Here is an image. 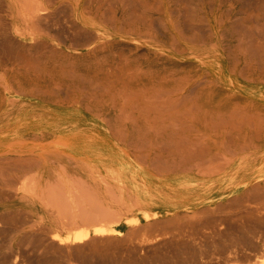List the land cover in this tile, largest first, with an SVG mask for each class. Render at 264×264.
Returning <instances> with one entry per match:
<instances>
[{
    "label": "bare ground",
    "instance_id": "6f19581e",
    "mask_svg": "<svg viewBox=\"0 0 264 264\" xmlns=\"http://www.w3.org/2000/svg\"><path fill=\"white\" fill-rule=\"evenodd\" d=\"M260 1L236 17L220 0H0V264H264ZM117 150L168 160L177 183L88 194L113 186ZM201 189L245 198L196 211Z\"/></svg>",
    "mask_w": 264,
    "mask_h": 264
},
{
    "label": "rangeland",
    "instance_id": "374dc122",
    "mask_svg": "<svg viewBox=\"0 0 264 264\" xmlns=\"http://www.w3.org/2000/svg\"><path fill=\"white\" fill-rule=\"evenodd\" d=\"M184 1L183 0L182 1L179 0V4H178L179 5V8L180 9L182 8V10H181L182 12L185 11V10H188V12H191L192 11V7L195 6V3H203V2H207L208 0H186L187 2L186 1L184 2ZM220 2L224 5L223 6V9L227 10L230 15H234L236 17H238V15L239 16H242V17H246V16L248 17V15L252 11L255 10V8H254L255 6H246L245 0H243V1L242 0H220ZM260 2H264V0H262ZM186 3H188V4H186ZM182 6L185 7V8H183ZM187 6L189 7V9H188ZM245 6H246V8H245ZM228 9H230V10H228ZM241 9H242V11H241ZM257 12H259V10H257L256 13ZM261 15H262V13H261ZM54 16H53L54 19L57 18L56 15H54ZM246 24L247 25H250L251 22L250 21H247ZM0 27H1V24H0ZM0 33H1V30H0ZM0 52H1L0 59H1L2 56H3L2 59H5V60H2L1 59L0 64L8 65V64L11 63L10 61H13V60H8V58L5 57V54L3 53L4 51L2 52V50H0ZM158 121H160V123L162 124V127H163V130L162 131H164V133H166V131H171L172 130V127L173 126L171 125L172 127H170L169 125H167V124H170L171 122L173 123V121H172V119H171L170 116L162 115L158 119ZM132 128L133 127H131L129 125V129L132 130ZM164 128H165V130H164ZM190 132L191 131H186V135H188V137H191L190 134H189ZM186 146L192 147L191 145L190 146L189 145H186ZM171 152H170L169 155L175 154V153H178V155H180L179 153H183L185 151L182 150V152H174V151H171ZM212 152L213 151L208 150L205 153L207 154V156H210V154ZM160 153L163 154V155L161 154V156H164V155L168 154L166 150H161ZM152 161H153V163H155V161L157 163L152 164V166H151ZM158 161H160L161 164H162V162H164V165L163 164L162 165H160V164L158 165V166H160L162 168L165 166V163L166 162L168 163V160L167 161H163V160L147 159L144 162V161H140V160H134L133 158L131 160H129L127 158L125 159L124 157L121 156V152L119 150H117V152H116V159L111 164V169H113L114 173L116 174V179L114 180L113 186L111 188H109L108 190H105V189H93V191H90L88 194H132L133 195V193H134L133 191H135L134 185L135 186L138 185L139 187L143 188L144 186L146 187L148 185L157 186V187H161V186L169 187V186H172V185L176 184L177 181H178V179H168L169 177H166V175L168 173H166V172L163 173V169L162 168H158V166L156 165V164H158ZM195 162L196 163H198V162L200 163L201 161L199 159H195L194 160V163ZM208 162H210V164ZM220 162L221 161H219V160H212V161L211 160H208L207 162L206 161L204 163L202 162L203 163L202 165L203 166H211V165L218 164ZM155 169H157V170L160 169V170L157 171ZM188 175L191 176L190 178L192 180H194L193 182L195 184H202L203 182H209V183L211 182V180H209L210 178H208V176H205L204 177V176H201V175L200 176H197L196 175L194 177V175L192 173H188ZM179 176H182V175H179ZM209 183L205 184L204 186H208ZM212 184H213V187H212L213 190H211V191H213L215 193V191L217 190L218 185L220 183L218 184V182L215 181ZM216 186H217V188H216ZM223 187H219V188L222 189ZM197 191H199V193L198 194H194V195H196V197H198V198L200 197L201 199H204L205 200V203L203 202V203L199 204L198 206H196L195 207V210L196 211H200L201 208L203 209L205 206L210 205L215 200H216L217 203L227 204V203H229L233 199V197L234 198L235 197H237V198L239 197V199H244L245 198L244 197L245 195L244 194H240L239 191L234 192V193H231V194H223V195H221V198H219V199H212V197L214 196V194H209L210 191H205L203 189L197 190ZM218 196H219V194H218ZM263 202H264V200H257V201H255V203L254 202L253 203L251 202V206H253V204H254L255 207L253 206V208L258 209V212L259 211H262V210L264 211V209L262 208ZM248 203L249 202H245V204H248ZM122 207L123 206H117L116 207L117 211H120L122 213L123 212H126L125 209H124V207L123 208ZM156 207H158V206H155V208ZM162 209L163 208H159L158 207V210H162ZM188 210H190V209H187L186 210L185 208H180L178 212H179V214L184 215V212L186 214L188 212ZM232 210H234V212ZM231 211L237 217V215L242 210H237L235 208H233V209L228 208V210H225V213H224L225 215L223 217H226L227 218V216H230V214H231L230 212ZM233 214L231 216H233ZM131 216H132V214H131ZM169 216L170 217L172 216L171 213H164V214L161 215L162 218H167ZM242 220H245V219L242 218ZM235 221H233L232 224L235 223L234 226H236V227L239 226L238 224H242V222L244 223V221H238V220H235ZM236 223H238V224H236ZM125 224H126V221L123 220L122 223H121V225H120V227H119L120 230H122L123 233L126 232V229L128 227ZM141 224L144 225V221L143 220H142ZM223 225L224 226L226 225V227H227V223H224ZM184 238H186V237H184ZM192 238L194 239V242H196V243H205L206 241H204V240L207 239V238H204V237H201V239H200L197 234H194L192 236ZM193 239H191V241ZM207 240L209 241V240H211V238L208 237ZM171 250H170L171 252L174 251V249H171ZM175 251H177V250L175 249ZM170 253L168 254V257L169 258H171V255L173 254V253H171V254ZM174 255H175V257H174ZM124 256L127 257V255H123L122 257L124 258ZM173 257L175 259L184 258L183 256H179V255H176V254H173L172 255V258Z\"/></svg>",
    "mask_w": 264,
    "mask_h": 264
},
{
    "label": "crops",
    "instance_id": "0c3cea01",
    "mask_svg": "<svg viewBox=\"0 0 264 264\" xmlns=\"http://www.w3.org/2000/svg\"><path fill=\"white\" fill-rule=\"evenodd\" d=\"M198 193H199V191H197V190L194 192V194H198ZM216 193H218L217 190L215 191V194H216Z\"/></svg>",
    "mask_w": 264,
    "mask_h": 264
}]
</instances>
